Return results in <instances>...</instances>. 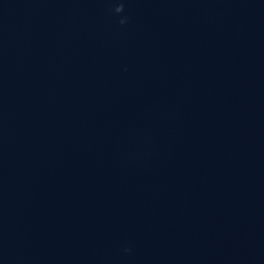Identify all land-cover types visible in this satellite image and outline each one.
<instances>
[{"label":"water","instance_id":"95a60500","mask_svg":"<svg viewBox=\"0 0 264 264\" xmlns=\"http://www.w3.org/2000/svg\"><path fill=\"white\" fill-rule=\"evenodd\" d=\"M0 264H264V0H0Z\"/></svg>","mask_w":264,"mask_h":264}]
</instances>
